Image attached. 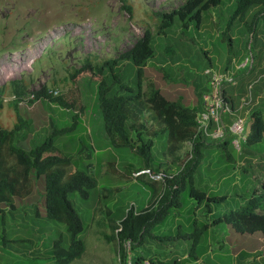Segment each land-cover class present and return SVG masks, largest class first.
Returning a JSON list of instances; mask_svg holds the SVG:
<instances>
[{"label": "rangeland", "instance_id": "obj_1", "mask_svg": "<svg viewBox=\"0 0 264 264\" xmlns=\"http://www.w3.org/2000/svg\"><path fill=\"white\" fill-rule=\"evenodd\" d=\"M185 1L127 0L132 6L130 17L121 0H0V93L4 104L0 125L10 130L20 120L24 127L15 144L25 151L41 144L54 129L69 127L73 111L46 100L33 104L26 100L43 87L58 89L60 94L65 92L71 86L69 74L85 60L98 64L116 58L149 29L155 55L147 63V71L155 76L168 99H179L186 106L193 97L197 107L207 88L206 69H217L227 59L234 66L235 60L253 58V70L239 82L248 102L256 97L260 100L248 114L239 116L245 118L248 131L252 111L260 110L264 116V19L252 21L251 15L244 20L231 19L234 0H222L203 15L198 29L191 26L184 31V37L178 23L158 34L160 20L154 13L170 12ZM162 73L169 78H163ZM121 80L135 87L132 64L122 67ZM20 82L26 86L25 93L15 106L14 84ZM78 88L84 113L77 116L75 130L55 138L54 145L66 156L76 158L82 165L79 169L94 177L97 187L88 198L78 193L69 196L84 226L79 236L84 252L69 264H119L117 242L107 240L112 233L108 217H118L130 207L138 209L145 205L150 193L148 178L130 175L144 168L145 163L130 147L110 141L105 134L95 98L97 84L82 78ZM139 119L154 141L151 166L167 163L169 167L162 165L158 172L167 169L170 177L178 174L190 156L192 142L181 143L167 154V134H158L163 126L148 113ZM231 123L232 120L228 124ZM207 142L193 174V186L208 196L225 199L206 201L211 209L209 214L206 202L198 206L188 197V187L182 190L178 194L181 204L169 207L167 218L151 231L161 238H147L140 248L148 257L145 264H150L149 258L153 264H174V260H179L178 264H195L188 257L193 237H173L200 232L216 216L238 209L255 187L260 188L264 139L243 157L242 146L236 152L232 145L224 150L215 140ZM81 149L83 152L78 155ZM226 151L231 158L225 157ZM73 171L70 168L67 174ZM156 184L159 194L167 188L166 182ZM26 191L14 197L11 205H5L0 217V264H53L49 259L52 242L60 236L68 243L69 235L62 224L46 218L43 180L32 179ZM204 232L194 250L202 264H264V242L259 234L235 233L225 223L209 225Z\"/></svg>", "mask_w": 264, "mask_h": 264}, {"label": "trees", "instance_id": "obj_2", "mask_svg": "<svg viewBox=\"0 0 264 264\" xmlns=\"http://www.w3.org/2000/svg\"><path fill=\"white\" fill-rule=\"evenodd\" d=\"M121 2L123 3L122 8L131 17L132 6L127 3V0H121ZM221 2L222 0H186L181 6L170 12L154 13V16L160 20L157 33L164 34L165 30H169L178 23L181 36L184 37V31L191 26L198 29L202 23L203 15L210 9L219 6ZM234 5L235 10L231 19L244 20L249 15H251L252 21L259 17L264 19V0H234ZM203 53L206 54L207 51H203ZM154 55L153 34L149 29H146L143 36L129 50L116 58L107 59L98 64H94L88 59L85 60L79 68L69 74L68 79L71 86L58 96L54 97L48 94V90L44 87L33 92L31 94L33 99L28 100L29 104L46 100L55 103L62 109L73 111L74 115L69 127L54 129L41 144L29 151H25L15 144L18 134L24 127L20 120L10 130L0 125V217L4 215L5 205H11L14 197L27 193L26 189L32 179H42L46 218L62 224L69 235L68 243H65L60 236L52 242L49 259L53 264H69L83 254L84 245L79 236L83 233L84 226L69 196L78 193L80 197L88 198L89 192L97 187L95 178L79 169V164L82 165L76 158L66 156L61 149L54 145L55 138L75 130L77 116L84 113L85 105L78 88V81L82 78L97 84L95 98L101 113L103 130L110 141L130 147L144 160L145 167L133 171L131 176L144 170L157 173L163 165V163H159L155 167L151 166L154 141L152 137H148L144 125L139 122L140 115L148 113L152 119L163 126L158 134H167L166 142L174 146L173 149L186 141L192 142L191 157L181 165L178 174L172 175L170 179L166 180L167 188L162 193L159 194L156 182L148 179L146 184L150 193L145 206L138 209L130 207L128 210L120 212L118 217H108L112 233L107 237V240L117 242L119 264H127L126 244H129L130 264L146 263L148 257L140 248L145 244L147 238H161L151 231L155 224L163 222L167 218L169 207L173 204H181L178 194L186 187H188V197L194 199L198 206L202 202L225 199V197L208 196L206 192L193 186V174L201 157V149L205 144H208V142L206 143L207 139H212L203 135L194 138L197 127L196 115L201 111L188 108L179 99H168L157 85L155 76L147 71V63L154 58ZM128 64L135 67L134 88L122 83L121 80L122 67ZM245 71L248 75L251 72ZM25 88L26 86L22 82L19 85L14 84L15 106L19 100L23 99ZM224 94H226L225 90ZM200 98L201 95L199 100ZM3 107L2 93H0V115ZM263 135L264 116L262 111L256 109L250 114L246 138L241 143L242 157L250 153L252 146L262 142ZM231 140V136L227 134L226 138L217 141V146L226 150L231 145ZM81 152H83L82 149L78 151V155ZM225 157L231 158L227 151ZM260 158L263 163L259 164L263 172L260 188L255 187L251 195L244 198L243 204L238 209L216 216L211 224L203 225L200 232L180 233L173 237H182L184 240L193 237L188 257H191L195 264H202L194 250L200 236L208 230L209 225L225 223L235 233L259 234L264 242V155ZM246 162L250 164L247 159ZM88 165L90 163L85 165L86 169H88ZM70 168L74 171L67 174ZM166 170L163 172L166 173ZM143 176L145 175L140 174L135 178L139 179ZM204 206L205 210L211 214L209 203L206 202ZM10 207L13 208V206ZM108 213L111 215L112 212L108 211ZM149 260L150 264H153L152 259L149 258ZM173 263L178 264L180 261L174 260Z\"/></svg>", "mask_w": 264, "mask_h": 264}, {"label": "built area", "instance_id": "obj_3", "mask_svg": "<svg viewBox=\"0 0 264 264\" xmlns=\"http://www.w3.org/2000/svg\"><path fill=\"white\" fill-rule=\"evenodd\" d=\"M246 69L248 72L253 69V58L247 57L241 64H234L233 68L219 72L212 68L205 70L204 75L208 78L209 91L202 96L203 110L196 115V134L218 141L226 138L227 134L231 136V145L236 152H240L241 143L246 138V121L244 118L238 117L233 111L230 102L228 101L224 90L231 85H235V75L238 70ZM48 94L58 96L60 91L58 89L48 90ZM33 99L31 95L28 100ZM26 100V103H28ZM243 105L250 102L243 101ZM231 117L232 123L228 124L226 118ZM191 157V155L189 156ZM146 175L150 181L165 184L167 179L171 177L165 172L152 173L150 170H144L136 173L133 176ZM128 247V248H127ZM128 253L127 264H130L129 258V244H126ZM119 260V257H118Z\"/></svg>", "mask_w": 264, "mask_h": 264}, {"label": "crops", "instance_id": "obj_4", "mask_svg": "<svg viewBox=\"0 0 264 264\" xmlns=\"http://www.w3.org/2000/svg\"><path fill=\"white\" fill-rule=\"evenodd\" d=\"M236 62L234 64L238 65V64H241L243 61H242V58L238 59V60H235ZM233 61H229V59H227L223 65H219L217 67V69H214L216 71H219V72H222V71H225L228 69H231L233 68V65H232ZM212 66V65H210ZM209 68H212L213 67H209ZM246 69H241V70H238L237 72V79H236V84L234 86H228L226 89H225V92H226V97L228 99V101L230 102L231 104V107L233 109V111L235 112V114L239 117V116H242L243 113L244 114H248L253 108L254 106L258 105L259 104V97H256L255 99L251 100L250 99V103L247 104V105H243V101L246 100V97H245V89L243 88V86L239 87V82H240V79H244L248 76V74L246 73L245 71ZM205 72V71H204ZM264 75V74H263ZM162 77L163 78H169V76L166 74V73H162ZM206 84H207V88L205 91H203L201 93V98H200V101L198 102L197 104V107L196 105H194L193 103L196 102V100L191 97L190 99V102H189V105H187L188 108H191V109H195V110H198L199 111H202L203 109V103H202V96L204 94H206L208 91H209V84H208V78L206 76ZM259 100V101H258ZM192 102V103H191ZM185 105V104H184ZM253 105V108L251 107ZM186 106V105H185ZM252 108V109H251ZM228 118V119H227ZM227 122L229 123L231 121V118L230 117H227ZM244 118V117H243ZM245 119V118H244ZM173 149V146L172 145H169L167 144V154H169ZM165 165L167 163H164ZM163 164V165H164ZM166 167L168 168L169 167V164L166 165ZM158 187V185H157ZM145 206V205H144Z\"/></svg>", "mask_w": 264, "mask_h": 264}]
</instances>
